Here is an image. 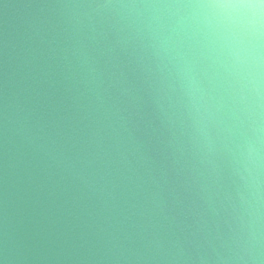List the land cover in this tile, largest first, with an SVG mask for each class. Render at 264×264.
I'll return each instance as SVG.
<instances>
[{"label": "water", "instance_id": "1", "mask_svg": "<svg viewBox=\"0 0 264 264\" xmlns=\"http://www.w3.org/2000/svg\"><path fill=\"white\" fill-rule=\"evenodd\" d=\"M0 264H264V0H0Z\"/></svg>", "mask_w": 264, "mask_h": 264}]
</instances>
